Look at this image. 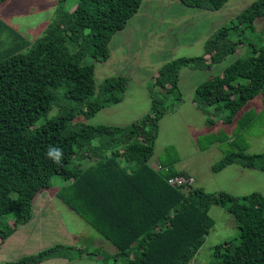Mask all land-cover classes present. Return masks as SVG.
<instances>
[{"label":"trees","instance_id":"1","mask_svg":"<svg viewBox=\"0 0 264 264\" xmlns=\"http://www.w3.org/2000/svg\"><path fill=\"white\" fill-rule=\"evenodd\" d=\"M181 1L216 10L228 0ZM141 4L142 0H78L71 9L61 5L47 33L30 50L0 59V242L32 219L38 194L59 174L65 184L58 196L116 246L115 257L134 255L127 264H189L215 224L213 204L226 206L240 228L239 237L215 245L214 264H264V194L206 192L195 183L175 186L168 182L170 177L192 175L150 162L161 118L183 100L181 95L171 106H159L167 92L178 90L181 68L211 66L246 45V30L264 18V0L254 1L210 37L206 54L166 63L154 80L158 96L151 111L131 125L74 124L78 115L91 116L122 102L129 81L125 75L106 80V96L50 116L62 88L65 98L80 103L96 94L95 65L83 60L89 55L108 58L112 38ZM5 28L0 19V43ZM69 41L78 49L72 50ZM263 89L264 44L252 42L250 54L203 82L194 101L207 112L209 107L217 115L227 112L221 120L231 123ZM217 118L210 117L209 123H217ZM219 139L216 136L214 142ZM50 147L62 149L61 163L47 158ZM234 163L264 171V151H231L213 168L220 171ZM14 211L13 220L1 221ZM64 248L56 245L0 264H36L60 255Z\"/></svg>","mask_w":264,"mask_h":264},{"label":"rangeland","instance_id":"2","mask_svg":"<svg viewBox=\"0 0 264 264\" xmlns=\"http://www.w3.org/2000/svg\"><path fill=\"white\" fill-rule=\"evenodd\" d=\"M254 1L228 0L220 9L212 10L189 7L181 0H142L138 12L112 38L110 56L96 59L89 55L83 60L85 64L95 65L96 94L80 103L65 98L62 88L58 92L61 99L50 116L71 106L83 108L97 97L106 96V80L125 75L129 81L122 102L107 105L91 116L78 115L74 124L77 128L101 123L131 125L151 111L152 100L158 96L154 89L158 71L180 57L206 54L208 39L232 24ZM77 2L5 0L0 5V19L6 24L0 59L16 50H30L47 33L59 7L71 9ZM245 41L246 45L211 66L206 63L200 68L183 66L178 90L167 92L159 105L169 107L183 95L182 102L173 111H167L159 122L151 164L173 165L184 170L196 178L194 185L206 192L224 190L238 196L253 192L264 194V171L244 167L241 163L228 165L220 171L213 168L231 151H264V89L248 101L231 123L221 120L227 112L217 115L214 107H209L210 112H207L198 108L194 101L197 88L203 82L221 74L239 57L250 54L252 42L264 44V18L255 21L254 29L246 30ZM69 45L72 50L78 49L72 41ZM164 102L170 105L165 106ZM210 117H218V122L210 124ZM216 136L220 138L218 142H214ZM64 184L62 176L56 174L53 185L40 191L34 202L32 219L20 224L16 232L0 242V262L16 261L25 255L62 245L67 248L60 255L36 264H127L134 255L115 257L116 246L58 196ZM210 214L215 224L189 264H214L215 245L240 236L236 218L226 206L213 204ZM15 215L16 211L1 221H11Z\"/></svg>","mask_w":264,"mask_h":264},{"label":"built area","instance_id":"3","mask_svg":"<svg viewBox=\"0 0 264 264\" xmlns=\"http://www.w3.org/2000/svg\"><path fill=\"white\" fill-rule=\"evenodd\" d=\"M195 180L196 178L194 176L185 177L183 175H180V176L170 177L168 182L176 186V185H184V184H194Z\"/></svg>","mask_w":264,"mask_h":264},{"label":"clouds","instance_id":"4","mask_svg":"<svg viewBox=\"0 0 264 264\" xmlns=\"http://www.w3.org/2000/svg\"><path fill=\"white\" fill-rule=\"evenodd\" d=\"M46 156L48 159L52 160L54 163L59 164L61 163L63 152L62 149L58 148H49L46 152Z\"/></svg>","mask_w":264,"mask_h":264}]
</instances>
